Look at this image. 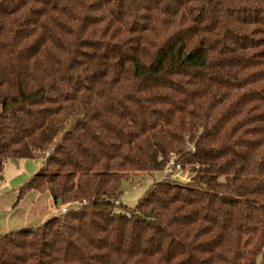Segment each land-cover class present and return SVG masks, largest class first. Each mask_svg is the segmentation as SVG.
I'll return each mask as SVG.
<instances>
[{"label":"trees","instance_id":"16d2710c","mask_svg":"<svg viewBox=\"0 0 264 264\" xmlns=\"http://www.w3.org/2000/svg\"><path fill=\"white\" fill-rule=\"evenodd\" d=\"M36 157L60 212L0 264H264V0H0V171Z\"/></svg>","mask_w":264,"mask_h":264},{"label":"rangeland","instance_id":"374dc122","mask_svg":"<svg viewBox=\"0 0 264 264\" xmlns=\"http://www.w3.org/2000/svg\"><path fill=\"white\" fill-rule=\"evenodd\" d=\"M43 161V157L9 160L0 171V235L24 227L42 225L60 212L48 192L38 193L33 190L21 192V188L36 174ZM167 167L173 168V164ZM172 170V177H163L164 170L130 174L126 183L129 188L123 189L119 196L120 201L132 208L152 184L166 181L168 178L186 184L192 176L188 170L176 168Z\"/></svg>","mask_w":264,"mask_h":264},{"label":"built area","instance_id":"2783aa9c","mask_svg":"<svg viewBox=\"0 0 264 264\" xmlns=\"http://www.w3.org/2000/svg\"><path fill=\"white\" fill-rule=\"evenodd\" d=\"M170 164H173L172 162H170ZM172 166V165H171ZM174 168V167H173ZM173 168H171V167H166L165 169H164V174H163V177H166V176H170V177H172V175H173ZM176 169H180V167L179 166H176L175 167ZM181 170V169H180ZM66 210L65 209H61V212L62 213H64Z\"/></svg>","mask_w":264,"mask_h":264},{"label":"water","instance_id":"95a60500","mask_svg":"<svg viewBox=\"0 0 264 264\" xmlns=\"http://www.w3.org/2000/svg\"><path fill=\"white\" fill-rule=\"evenodd\" d=\"M122 188L123 189H127V188H129V185H127L126 184V182H122ZM61 205H62V202H61V200L60 199H58V201H57V207H61Z\"/></svg>","mask_w":264,"mask_h":264},{"label":"crops","instance_id":"0c3cea01","mask_svg":"<svg viewBox=\"0 0 264 264\" xmlns=\"http://www.w3.org/2000/svg\"><path fill=\"white\" fill-rule=\"evenodd\" d=\"M161 179V178H160ZM57 215V214H56Z\"/></svg>","mask_w":264,"mask_h":264}]
</instances>
